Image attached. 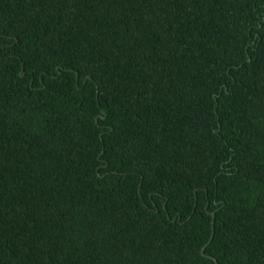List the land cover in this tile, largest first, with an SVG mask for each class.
Masks as SVG:
<instances>
[{"label":"trees","instance_id":"1","mask_svg":"<svg viewBox=\"0 0 264 264\" xmlns=\"http://www.w3.org/2000/svg\"><path fill=\"white\" fill-rule=\"evenodd\" d=\"M206 256L264 264V0H0V264Z\"/></svg>","mask_w":264,"mask_h":264},{"label":"water","instance_id":"2","mask_svg":"<svg viewBox=\"0 0 264 264\" xmlns=\"http://www.w3.org/2000/svg\"><path fill=\"white\" fill-rule=\"evenodd\" d=\"M212 220H213V215H212ZM211 237H212V235H211ZM211 237H210V238H211ZM204 248H205V246L202 247V249H201V253H202V254H203V250H204ZM206 257L212 259V260L215 262V264H217V263H216V260H215L214 258H212L211 256H206Z\"/></svg>","mask_w":264,"mask_h":264}]
</instances>
